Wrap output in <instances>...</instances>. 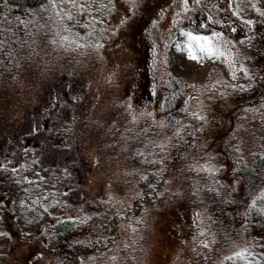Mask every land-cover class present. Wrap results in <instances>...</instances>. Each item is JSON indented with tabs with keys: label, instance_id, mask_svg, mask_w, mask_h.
<instances>
[{
	"label": "rangeland",
	"instance_id": "rangeland-1",
	"mask_svg": "<svg viewBox=\"0 0 264 264\" xmlns=\"http://www.w3.org/2000/svg\"><path fill=\"white\" fill-rule=\"evenodd\" d=\"M84 1L78 24L68 19L73 4L56 0L33 11L23 32L14 31L9 45L0 48V154L28 147L49 159L55 178L44 219L26 224L12 213V198L0 204V264H56L81 241L99 242L102 250L82 253L76 264H224L230 256L226 244L214 256L209 249L225 238L219 228L224 209L214 212L224 207L223 197L221 204L212 202L211 190L205 184L197 189L193 179L201 177L197 166L217 163L218 142L202 146L192 158L204 159L192 165L167 169L160 155L161 172L166 168L160 198L149 206L133 200L155 162L154 148L165 149L185 113L204 118L227 86L249 85L256 77L264 82V40L257 53L243 42L254 34L251 4ZM189 33L209 40H189ZM201 46L210 52H201ZM24 83L29 86L22 92ZM172 86L182 93L165 112L166 101L156 106L160 90ZM243 115L231 136L255 152L264 138V105ZM260 197L264 190L247 206L243 225V238L258 249L264 246L256 228ZM68 218L76 228L62 238L54 226Z\"/></svg>",
	"mask_w": 264,
	"mask_h": 264
},
{
	"label": "trees",
	"instance_id": "trees-1",
	"mask_svg": "<svg viewBox=\"0 0 264 264\" xmlns=\"http://www.w3.org/2000/svg\"><path fill=\"white\" fill-rule=\"evenodd\" d=\"M260 1L246 0L247 3L251 4L249 10L254 18V34L243 42L255 52H258L257 47L260 43V38L261 41L264 40V0L262 5H260ZM84 2V0H76L78 6L75 4L73 8H70V11H72L71 20L77 24L80 18L79 10ZM51 4L49 0H0V41L9 45L13 32H23L22 29L25 27L24 25L28 24L27 19L31 17L33 11H43ZM58 10H60V7ZM2 27H4L6 34L1 32L3 30ZM28 86V84H25L22 92ZM263 86L264 82L258 77L249 85L227 86V91L220 92L215 98V103L209 115L203 118V115H198L191 111L185 113L187 115H184L181 122L173 126L172 133L166 138L165 149L162 151L160 145H156V148L153 147L154 155L150 153V156L156 157L155 162H153L152 168L147 170L144 177L138 182L140 191L137 198L133 200V204L138 202L141 205L149 206L160 198V189L164 185V173L166 172V168L163 173L160 170V155L163 154L165 156L161 159L166 160L167 169L171 165L173 167L181 166V163H184L182 164L183 167L188 162L194 164L197 161L201 162L205 156H201L199 159L192 157L201 153L202 146L207 144L214 145L218 142L216 154L213 156L217 163L210 161L213 165L209 166V168L200 164L195 170L201 173V177L193 179L197 189L203 188L205 184L211 190L213 193L212 202L214 199L216 200L214 202L221 204L220 199L221 196L223 197L224 207H218L214 212L217 215V210L224 209L223 212L226 219L222 222V226L219 225V228L220 231L224 230L225 238L213 242L209 249L214 256L215 253L217 254L220 251L218 247H221V244H226L230 256L226 258L224 264H264V246L259 249L254 246L251 247L243 238V225L247 206L264 190V138L260 139L263 142H259L258 146L254 148L256 151L253 152L246 143L241 142L239 137L234 140V137L231 136L236 131L235 120L237 118L241 120L242 118L240 119L239 117H244L243 114H248L256 108L262 109L264 105V99L262 98ZM173 90V86L172 90L168 89L167 92H164L163 89L160 90L161 97L158 101L159 104L156 106H160L163 101H166L165 112L172 110L171 106L174 105L176 99L180 98L179 94L182 93L180 88ZM149 92H155L153 84L149 87ZM139 97V95H136V100ZM150 100H153L152 97H150ZM179 114L180 112H176L174 115L179 119ZM12 122L13 120L10 121V123ZM166 128L171 131V127L166 126ZM237 130L239 133V129ZM226 137L230 138L225 142L219 143ZM47 147H51L50 143L46 144ZM3 154L4 151L0 154V204L3 205L6 200L12 198V205L14 206L12 213L25 220L24 223L26 224H30L40 217L44 219L50 213L44 205L47 203L46 198L50 199L51 186L55 179L50 173L49 159H43L41 153L29 150L28 147L20 148L17 154L8 153L6 157H3ZM39 166L42 167V171L44 169L40 174L37 170ZM204 169L211 176L210 180L203 175L205 173ZM7 173L10 174L9 177ZM193 173V169H191L190 175ZM57 192V194L63 195L62 192ZM19 195L23 198V206L21 208L16 204L20 199ZM217 203L213 204L219 206L220 204ZM260 205L259 211L264 208V199L260 201ZM54 206L52 205V211ZM219 215H221L220 212ZM218 220L221 221L219 217ZM54 228L63 238L73 233L76 224L73 219L68 218L58 221ZM256 228L260 233L261 241L264 243V213L261 211L257 218ZM0 235L2 234L0 233ZM96 243L97 247L87 241L75 244L64 251L56 264H76L82 253L92 248H98L99 251L102 250V245L99 242ZM238 253L241 254L240 257L237 256ZM206 261L208 262L207 259Z\"/></svg>",
	"mask_w": 264,
	"mask_h": 264
},
{
	"label": "snow or ice",
	"instance_id": "snow-or-ice-1",
	"mask_svg": "<svg viewBox=\"0 0 264 264\" xmlns=\"http://www.w3.org/2000/svg\"><path fill=\"white\" fill-rule=\"evenodd\" d=\"M49 2H50V3H55L56 0H49ZM60 3H61V4L72 3L73 6H75V4H76V0H60ZM185 3H187V0H185ZM68 19H69V20L72 19V16H71L70 14L68 15ZM187 35H188V37H189V40H195V41H197V42H201V41H203V42L207 43L208 40H209L208 37L192 36L190 33L187 34ZM61 39L64 40V41H67V40H68V37H66V36H61ZM2 47H3V41H0V48H2ZM200 51H201V52H204V51H209V52H210V49H206L205 47L201 46ZM210 54H211V53H210ZM220 55H223V53H220ZM191 58H192V59H195L196 57H195L194 55H191ZM258 199H264V197H260V198H258ZM254 205H255V202H254ZM254 205H253V206H254ZM260 211H261L262 213H264V208L260 209ZM237 256L240 257L241 254L238 253ZM241 258H242V257H241Z\"/></svg>",
	"mask_w": 264,
	"mask_h": 264
}]
</instances>
